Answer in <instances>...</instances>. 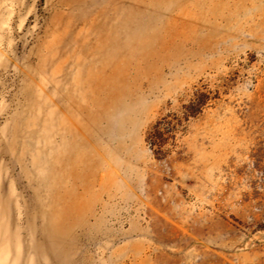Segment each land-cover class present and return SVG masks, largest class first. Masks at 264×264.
Wrapping results in <instances>:
<instances>
[{
  "label": "rangeland",
  "instance_id": "obj_1",
  "mask_svg": "<svg viewBox=\"0 0 264 264\" xmlns=\"http://www.w3.org/2000/svg\"><path fill=\"white\" fill-rule=\"evenodd\" d=\"M0 264H264V0H0Z\"/></svg>",
  "mask_w": 264,
  "mask_h": 264
}]
</instances>
